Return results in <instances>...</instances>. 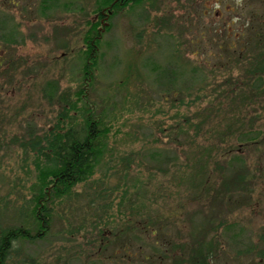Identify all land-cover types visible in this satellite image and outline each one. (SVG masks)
Instances as JSON below:
<instances>
[{
	"label": "rangeland",
	"instance_id": "374dc122",
	"mask_svg": "<svg viewBox=\"0 0 264 264\" xmlns=\"http://www.w3.org/2000/svg\"><path fill=\"white\" fill-rule=\"evenodd\" d=\"M41 1L0 0V226L30 196L36 156L22 143L73 98L95 15V0ZM109 23L86 90L110 128L102 155L6 264H174L215 233L209 264H264V66L249 65L254 31L264 57V1L142 0Z\"/></svg>",
	"mask_w": 264,
	"mask_h": 264
},
{
	"label": "trees",
	"instance_id": "16d2710c",
	"mask_svg": "<svg viewBox=\"0 0 264 264\" xmlns=\"http://www.w3.org/2000/svg\"><path fill=\"white\" fill-rule=\"evenodd\" d=\"M49 1L52 0H42L41 5L47 7ZM140 1L142 0H95L96 5L92 11L95 15L85 23L87 28L82 37L83 61L80 67L79 84L72 92L73 98H61L62 108L49 128L39 138L30 136V141L22 143V146H29L34 151L36 156L34 168L37 173L28 186L30 196L23 197L24 202L15 208L16 217L9 225L0 226V264L7 263L14 244L19 240L37 239L47 234L51 229L54 205L63 198L71 201L78 199L80 194L76 187L87 183L92 177L93 169L102 155L106 131L110 129L102 113L95 112V105L89 101L86 91L94 78L99 42L102 34L111 27L109 21L115 13ZM4 27L5 25L0 26V39H5L6 34L11 35L6 33ZM258 27L260 28L261 24H258ZM261 35L262 33L254 31L252 37L258 41L253 42L250 49L260 48L258 44L262 41ZM256 49L250 57L249 65L254 67L250 72L261 70L264 66L263 54ZM257 77V80H261V75ZM250 139V136L244 135L243 140L251 141ZM103 193L99 192V197H103ZM94 202V199L88 201L87 207H93ZM110 203V201L99 203L96 211L100 213L94 211L93 220L98 223L93 224L102 240L106 236L99 229L110 224V219L114 216L107 211L111 209ZM101 221L103 222L100 223ZM216 234L211 236L205 250L201 244L197 245L186 259L175 260L172 263L182 264L184 261L186 264H209L213 245L216 243ZM124 243L120 245L126 253Z\"/></svg>",
	"mask_w": 264,
	"mask_h": 264
}]
</instances>
